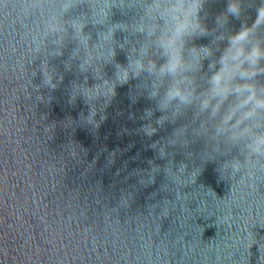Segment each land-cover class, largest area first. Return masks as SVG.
<instances>
[{
  "label": "water",
  "instance_id": "1",
  "mask_svg": "<svg viewBox=\"0 0 264 264\" xmlns=\"http://www.w3.org/2000/svg\"><path fill=\"white\" fill-rule=\"evenodd\" d=\"M63 3L0 0V264H264V161L221 168L243 157L199 135L206 116L189 108L160 124L151 81L116 79L144 39L131 27L141 9L128 6L142 0H83L68 12ZM227 3L208 0L209 29ZM260 4L242 0L223 31L250 26ZM73 19L90 47L127 28L92 49L104 61L81 68Z\"/></svg>",
  "mask_w": 264,
  "mask_h": 264
},
{
  "label": "clouds",
  "instance_id": "2",
  "mask_svg": "<svg viewBox=\"0 0 264 264\" xmlns=\"http://www.w3.org/2000/svg\"><path fill=\"white\" fill-rule=\"evenodd\" d=\"M82 2L64 0L62 8L68 12ZM206 3L208 0H142L139 5H128L141 9L139 19L131 27L144 39L139 48L130 50L126 66L116 65L115 75L121 84L142 76L151 81L148 99L155 100L157 110L166 113L159 118L160 124L169 119L167 114L175 117L189 108L194 109V119L206 116L200 120L199 135L215 141L214 151H220L221 142L228 146V154L232 149L237 150L243 159L233 156L221 168L227 165L238 172L246 163L264 161V82L260 80L264 77V0L256 9L253 23L250 26L242 24L234 34L223 30L229 16L240 18L242 0H228L226 9L216 16L212 29L201 17ZM107 7L108 3L101 6L104 18ZM94 16L98 18L96 23L104 22L96 12ZM85 26L81 19L71 21L73 38L85 53L81 68L94 59L103 60L100 55H91L92 49L102 42L113 41L117 28H127L122 24L113 25L99 33L98 42L90 47V36L84 34ZM65 34L66 29L60 42ZM209 37L208 45L194 43ZM224 41L226 46L220 50V43ZM216 51L221 53L218 58H214ZM110 55L111 59L115 55L113 47ZM154 56L162 62L157 63ZM205 60L208 61L207 72L203 71ZM200 78L206 86L198 84ZM145 131L151 134L154 129L148 127ZM178 131L184 133L185 128Z\"/></svg>",
  "mask_w": 264,
  "mask_h": 264
}]
</instances>
